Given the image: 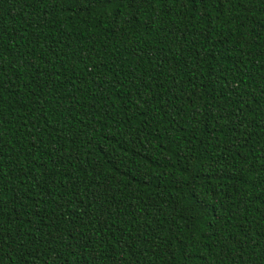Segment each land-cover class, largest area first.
Returning a JSON list of instances; mask_svg holds the SVG:
<instances>
[{"label":"trees","instance_id":"1","mask_svg":"<svg viewBox=\"0 0 264 264\" xmlns=\"http://www.w3.org/2000/svg\"><path fill=\"white\" fill-rule=\"evenodd\" d=\"M0 264H264V0H0Z\"/></svg>","mask_w":264,"mask_h":264}]
</instances>
